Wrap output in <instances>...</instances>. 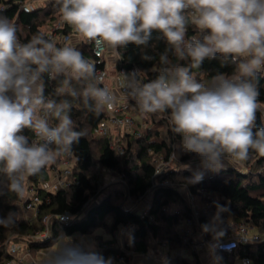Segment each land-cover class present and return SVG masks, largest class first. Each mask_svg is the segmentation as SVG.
I'll use <instances>...</instances> for the list:
<instances>
[{
  "label": "clouds",
  "instance_id": "clouds-1",
  "mask_svg": "<svg viewBox=\"0 0 264 264\" xmlns=\"http://www.w3.org/2000/svg\"><path fill=\"white\" fill-rule=\"evenodd\" d=\"M63 20L89 41L112 49L147 45L152 32L170 48L159 57L156 79L127 82L128 95L143 113L169 111L185 152L218 171L225 161L264 156V127L256 129L258 74L264 73V0H55ZM189 24L202 39L186 42ZM16 25L0 15V174L9 189L22 191L28 176L68 155L84 135L72 119L74 102L99 112L113 101L100 86L95 65L71 46L58 47L42 34L22 42ZM186 65L173 64L169 52ZM236 65L231 76L203 83L193 74L205 59ZM151 59V57H146ZM45 77L58 80L45 95ZM74 84L81 85L77 90ZM38 139L30 140L24 130ZM197 181L202 177L197 175ZM221 208L220 211H224ZM99 252H69L60 264H110Z\"/></svg>",
  "mask_w": 264,
  "mask_h": 264
},
{
  "label": "trees",
  "instance_id": "trees-1",
  "mask_svg": "<svg viewBox=\"0 0 264 264\" xmlns=\"http://www.w3.org/2000/svg\"><path fill=\"white\" fill-rule=\"evenodd\" d=\"M27 1L0 0V15L8 17L16 25L17 35L22 42L29 41L36 34H42L48 39V32L63 20L58 5L55 0H46L39 6H30ZM63 32L68 34L77 31L66 26ZM204 34L189 24L185 39H202ZM168 48L170 46L162 34L153 31L147 45L129 43L118 47L115 68L117 71H125L126 74H133L135 70L137 79L149 82L159 75L162 68L159 57ZM77 50L87 60L93 57L89 45L80 44ZM169 56L173 64L188 63L178 59L171 51ZM95 69L96 72L104 69V64L95 65ZM235 69V64L230 60L224 63L223 57L217 54L215 58L205 59L201 67L193 68L192 72L198 80L208 83L217 74L231 76ZM45 83V94L59 99L55 95L58 80L45 77ZM74 87L79 90L81 85L74 84ZM258 88V99L264 105V73L258 74ZM132 108L144 115L135 102H130L129 109ZM146 114L153 117L151 122L143 118L145 122L141 124V121L135 119V132L127 131L120 135L118 145L122 152H118L117 146L109 137L97 133L100 124L108 119L104 108L97 113L74 102L72 119L84 135L72 146L70 184L49 191L38 188L41 204L34 221L25 220L21 216L19 194L9 189L8 179L0 174V244L3 247L0 264L13 259L8 252L10 244L26 245L32 255L45 251L60 239L73 237L76 233L88 235L98 228L112 233L121 227L131 228L125 251L147 254L152 248V242L155 247L166 244L168 250L186 251L195 257L192 263L186 256L176 255L168 264H201L197 249L182 239L180 226L186 219H192L195 235L202 232L207 236L210 234L212 238L214 233L211 219L216 217L215 214L231 218L237 224L249 225L252 232L255 230L260 236L264 234V156L250 151L248 159L241 161L245 164L244 168H238L235 164L229 165L204 175L197 181L195 177L198 174L187 167L195 154L183 150L180 136L172 130L170 110L162 111L161 114ZM158 114L160 118L157 117ZM263 119L264 110H258L254 131L264 127ZM24 134L30 140L35 138L27 129ZM173 155L179 157L172 161V166L157 173V162L168 161ZM64 156H59L58 162ZM108 172L122 176L126 187H115L106 192L104 185ZM49 176V170L43 168L39 173L28 176V179L30 183L38 186L40 181H48ZM182 189L187 195L182 193ZM148 195L151 196V201L147 210L139 211L133 206L128 207L129 203L135 205ZM188 195L199 199L204 206L206 202L212 201L215 211L209 213L201 208L200 215L195 218ZM221 208L225 210L220 211ZM65 214L71 216L69 222L56 220V216ZM47 216H53L49 226L50 236L43 241H37L34 238L45 230L43 221ZM109 218L112 219L111 224L107 223ZM217 235L222 239L226 237V233L220 231ZM98 242L106 259L120 261L116 256L122 255L125 256L124 261H128L126 252L114 243V238H99ZM67 254L66 250L65 257ZM216 257L220 264H235L243 259L249 260L250 264H264V241L240 245L230 254L217 252ZM22 264L35 263L23 261Z\"/></svg>",
  "mask_w": 264,
  "mask_h": 264
},
{
  "label": "built area",
  "instance_id": "built-area-1",
  "mask_svg": "<svg viewBox=\"0 0 264 264\" xmlns=\"http://www.w3.org/2000/svg\"><path fill=\"white\" fill-rule=\"evenodd\" d=\"M29 6V5H28ZM67 27H70L73 31L75 28L71 25H69L64 20H61L59 23H57L54 28H52L48 32V39L55 42V44L58 47L63 46H71L75 49L80 44H86L91 46L93 57L89 60L94 65H100L104 64V69H98L97 75L101 78L99 83L101 87H107L113 96V101L106 105L105 111L108 114V119L103 121L98 130L97 133L102 136L109 137L113 144L116 145V149L118 152H122L121 147L118 145L119 136L114 139L113 135L111 134V130L107 125L108 120L113 122L115 125H119V127H132L134 125V119L130 116H127L125 114L126 107L124 105H118L115 106L114 104L117 102V98L119 96H127L128 95V89H127V82L132 80L133 77L136 78L134 75L136 71L134 70L133 74H126L125 71L120 70L118 71V81H119V96L117 95L116 91L108 84V67L107 63L105 61L106 54L108 52V45L106 43L98 44L96 41H89L86 38H84L82 35L81 41H73L74 37L78 35L79 33H64L63 30ZM76 31V30H75ZM117 50V49H116ZM49 98H52L51 95L45 94ZM123 98V97H121ZM38 139V138H34ZM71 154L65 155L60 160L61 163L54 167V164L57 165L58 157L55 160V162L51 163L50 165L46 166L45 168L49 170V180L48 181H40L38 186L33 185L29 182L28 179V185L29 189L27 190L28 194L27 196H22L20 192H18L20 196V211L21 216L25 220H33V218H37L39 207L41 204V199L38 196V188H41L45 191L49 190H56L57 188L66 187L70 184L69 178L72 173V167H73V160H71ZM173 156L168 160H161L159 163L157 162V173H161L164 171L169 163H171ZM27 179V178H26ZM143 199V198H141ZM188 201H190L193 207V213L195 218H197L201 211L194 205L195 197L188 195ZM205 212H214L215 208L213 205V202H210L207 204V207L204 209ZM32 216V218H30ZM53 216H47L44 218V225L45 230L35 236V240L37 241H43L47 239L50 235V222L52 221ZM223 220L220 222V230L222 233H226V237L224 239L217 237L216 239H207L203 242H197L194 240L195 232H194V220L192 219H186L180 226V234L182 236V239L184 242L189 243L191 246L197 248V247H208L213 252V261L217 262L216 253L217 252H223V253H232L235 251L240 245H246V244H253V243H259L261 241H264V234L263 237L258 235L257 233L252 234V228L249 225L246 224H240L235 229H233V225L229 222L227 217H223ZM56 220H59V222L67 223L71 220V216L68 214L56 216ZM232 226H231V225ZM234 230H236L235 234H233ZM75 246H78V243L74 244ZM117 247V245L114 244V247ZM163 246H166V244H163ZM2 244H0V254L2 252ZM9 254L13 256V259L10 261H7L4 264H22L23 261H28L30 258V251L28 250L26 245L23 244H10L8 248ZM179 254L184 255L186 254V251H180ZM130 254L126 252V256L128 257ZM120 261H124L125 256L117 255L116 256ZM47 264H60V258L52 257ZM240 264H250V261L247 259L240 260Z\"/></svg>",
  "mask_w": 264,
  "mask_h": 264
},
{
  "label": "rangeland",
  "instance_id": "rangeland-1",
  "mask_svg": "<svg viewBox=\"0 0 264 264\" xmlns=\"http://www.w3.org/2000/svg\"><path fill=\"white\" fill-rule=\"evenodd\" d=\"M45 0H28L27 3L30 4V5H33V6H37V5H42V2H44ZM187 42V41H186ZM118 74V71L116 70V68H109L108 66V84L113 88L112 86V80L114 77H116ZM123 98L122 102H123V105L126 107V112L125 114L127 116H130L132 117L134 120H138V121H141V124H143V121L142 119L143 118H146L147 120H152L153 117H151L150 114H146L144 113V115H141L139 113L136 112L135 109H129V104L130 102H135L134 99H132L129 95L127 96H121ZM120 99V100H121ZM117 103L116 102L114 105L117 106ZM136 103V102H135ZM106 106H104V109H105ZM133 107H136V106H133ZM162 111H159V114H161ZM158 114V118H160L161 116H159ZM159 120V119H158ZM263 122H264V119H263ZM107 125L108 127L110 128L111 130V134L113 135L114 139H116L119 134H124L125 132L127 131H130V132H135V129H136V124L132 125V127H119V125H115L113 122H111L110 120H108L107 122ZM181 151V150H180ZM177 157H179L178 155L175 156L173 155V158H172V161L174 160H177ZM171 161V163H169L167 166V168L169 166H172L173 162ZM160 162V161H159ZM158 162V163H159ZM191 162V163H190ZM190 162H188V166L190 171L192 172H195L197 173L198 175H200L201 177H203L205 174H207V169L209 170H212L206 166H204V164L201 162V160L199 159V157H197L195 155V157L190 160ZM61 162L57 163V165L54 164V167L58 166ZM235 164L238 168H244L243 165H245L243 162H237V161H234V160H227L225 161V165L223 168H226L227 166L229 165H232ZM253 164V163H252ZM50 165V164H49ZM118 188V189H123V187H126L125 183L123 182V178L122 176H118L117 174H114V173H111V172H108L106 174V181H105V185H104V189L106 192H108L109 190L113 189V188ZM29 189V185H28V177L27 179H25L24 181V187H23V190L22 191H19L22 196H27L28 192L27 190ZM182 193L185 194V190H181ZM187 195V194H185ZM20 198V196H19ZM188 198V196H187ZM145 201V198H143L142 200H140L139 202H137L135 205H138L140 204L141 202ZM210 202L212 201H209V202H206L205 206L201 204V201L197 198H195V201H194V205L199 209L201 210V208L204 210L206 207H207V204H209ZM190 204H192L190 201H189ZM130 206H135L133 204H128ZM214 205V204H213ZM211 213V212H209ZM215 218L211 219V226L213 228V233H214V236L212 238H210V234L208 235H204L202 234V232H198V228H197V235H195L194 237V240H196L197 242H203L207 239L209 240H213V239H216L217 237H219V235H217V232H222L219 228L220 226V222L221 220H223V216H220L219 214H215ZM229 222L233 225V229H235L238 225L240 224H237L235 221H233L231 218H228ZM110 222V219H107V223L109 224ZM230 224V225H231ZM231 225V226H232ZM50 228V227H49ZM122 228V227H121ZM236 230H234L233 234H235ZM253 232L257 233L255 230H253ZM102 233V235H101ZM107 237L108 234L106 231L103 230V228H98L95 230L94 233L92 234H88V235H81V234H75L73 237H70V238H63V239H60L58 242H56L55 244H53L50 248L47 249V255L44 254L43 251L41 252H37V253H33L32 255H30V259L32 260H36L35 264H45L46 261H48L51 257H57V258H62V257H65V253H66V250L69 252H99L101 253L102 252V249L101 247L99 246V238L102 239V237ZM263 237V235L261 236ZM128 241V238L127 239H124L122 240V244L120 247L124 246V243ZM75 243H78L79 245L78 246H75L74 244ZM120 245V244H119ZM164 247V246H163ZM159 250V247L154 245V242H152V248L150 249L149 252H153L156 256H158L156 253L157 251ZM167 251V249L164 247V252L165 253ZM179 250L177 249H173V252L170 254L171 257L173 258V256L175 255H179ZM213 252L211 253V256H210V259H214L213 256H212ZM129 258H131V254L128 256ZM170 258V257H169ZM191 258H193V256H191ZM170 261L172 260L171 258L169 259ZM219 260L217 259V262L216 264H220L218 262ZM192 263H194V261H192ZM201 264H204L201 263ZM206 264V263H205ZM209 264V263H208Z\"/></svg>",
  "mask_w": 264,
  "mask_h": 264
},
{
  "label": "crops",
  "instance_id": "crops-1",
  "mask_svg": "<svg viewBox=\"0 0 264 264\" xmlns=\"http://www.w3.org/2000/svg\"><path fill=\"white\" fill-rule=\"evenodd\" d=\"M44 2H42V4ZM37 6H39V5H37ZM81 40H82V36H81V34H78V35H76L74 37L73 41L74 42L75 41L79 42ZM117 56H118L117 50L116 49H112L110 46H108V52H107L106 58H105V61L107 63V67L109 66V68H111V69L115 67L116 61H117ZM118 84H119V81H118V74H117V76L114 77L113 80H112V86H113V89L116 91L117 95L119 96V94H118L119 93V91H118L119 90V88H118L119 85ZM120 99H121V96H119L117 98V102H118L117 104L118 105H123V102H122L123 99H121V100ZM206 172H207V174H205V176L208 175V174H212L215 171L207 169ZM150 201H151V196L148 195L147 197H145V201L141 202L138 205H135L134 208H136L139 211H145V210H147V208H148V206L150 204ZM128 207H131V206L129 205ZM30 218H32V216H30ZM109 219H110L109 224H111L112 219L111 218H109ZM34 220H35V218H33V221ZM104 231H106V230H104ZM130 231H131V228H129V227L119 228L118 230H116V231H114L112 233L106 231L108 236L106 238L103 236L102 239L103 240H110V239L114 238L115 239L114 243H116L119 248H121L122 250L125 251L126 250L125 244H126L127 241L124 243V246H122V247H120V246L122 244L123 238L124 239L128 238ZM252 234H255V232H252ZM101 235H102V233H101ZM164 247L167 249V251L165 253H163L164 252ZM164 247L163 246L159 247V250L156 253L158 256H156L153 252H148L147 254H137V253H133V252H130V251H125V252L131 254V256H132L131 258L128 259V261H116V260L113 259L112 261L110 260V264H168L170 262L169 259L172 258L170 254L173 252V250L171 251V250H168V248L166 246H164ZM196 249H197L198 258L200 259V261L202 263L204 262V264L205 263L206 264H208V263L209 264H216V262H214L213 259H210V256H211V253H212L210 248H208V247H197ZM43 252H44L45 255H47L48 251L45 250ZM179 255H181V254H179ZM185 256L189 260L195 261V257L191 258V256H193L191 253L186 252ZM212 256H213V254H212ZM28 261L29 262L30 261L31 262L32 261L35 262L36 260L29 259ZM48 261H46L45 264H47ZM235 264H240V260L236 261Z\"/></svg>",
  "mask_w": 264,
  "mask_h": 264
}]
</instances>
